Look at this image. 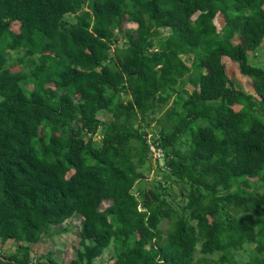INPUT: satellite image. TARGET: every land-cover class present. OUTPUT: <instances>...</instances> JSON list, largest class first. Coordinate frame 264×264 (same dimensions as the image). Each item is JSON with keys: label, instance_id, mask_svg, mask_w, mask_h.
<instances>
[{"label": "trees", "instance_id": "obj_1", "mask_svg": "<svg viewBox=\"0 0 264 264\" xmlns=\"http://www.w3.org/2000/svg\"><path fill=\"white\" fill-rule=\"evenodd\" d=\"M263 42L264 0H0V264L72 218L68 264H264Z\"/></svg>", "mask_w": 264, "mask_h": 264}, {"label": "rangeland", "instance_id": "obj_2", "mask_svg": "<svg viewBox=\"0 0 264 264\" xmlns=\"http://www.w3.org/2000/svg\"><path fill=\"white\" fill-rule=\"evenodd\" d=\"M71 21L73 22L74 20ZM214 25L216 29L219 31L224 26V19L222 15L218 14L214 19ZM122 29L127 28H135V25L129 22H125L121 26ZM10 29L14 32H18V25L13 23ZM223 63L226 67V72L229 79L236 84V86L244 90L245 92L255 95L254 90L251 86V82L249 79L242 77L237 67L232 64L227 58H223ZM252 63H254L258 67L264 68V42L262 43L261 48L250 57ZM17 70V67L13 68ZM171 104V103H170ZM234 110H239V106L234 105ZM159 115L157 114L154 117V120L157 119ZM156 120L151 122L150 126L155 127ZM99 138V137H98ZM154 154H152V160L148 162L144 167L140 169V172H143L144 178L139 183L148 189L153 187V182H158L162 180L163 176H167V174L163 171V155L162 153H158L157 150H153ZM159 158L158 160H154ZM157 161V162H156ZM137 184V183H136ZM168 187V186H167ZM165 199L170 201L172 206L175 209L182 208L183 205V198L180 195V188L176 185L172 180L168 190L164 193ZM105 207V204L102 208ZM81 218H72L66 221L62 225L52 226L49 230L48 235L42 237V239L30 246V258L32 260H36L40 258L42 255L51 254V257L58 263V264H68L70 261L75 259L76 251L79 250L81 247L79 245V232L81 227ZM168 224L163 223L160 228L162 231L166 232L168 229ZM17 248V244L13 241H7L4 245L1 246V250L4 254L9 255L13 253ZM200 247H197L196 250V259L201 258L202 256L199 253ZM217 254L213 256H207L206 260L210 259L211 261L213 258L216 257ZM246 253L241 252L238 256L240 259H246ZM114 258V250L112 246H109L103 251L102 256L97 259L100 260L102 263L100 264H110L112 263V259ZM208 263V262H206Z\"/></svg>", "mask_w": 264, "mask_h": 264}, {"label": "built area", "instance_id": "obj_3", "mask_svg": "<svg viewBox=\"0 0 264 264\" xmlns=\"http://www.w3.org/2000/svg\"><path fill=\"white\" fill-rule=\"evenodd\" d=\"M158 151V153H160V151L159 150H157ZM153 154H154V152H153ZM156 159H159V158H156Z\"/></svg>", "mask_w": 264, "mask_h": 264}, {"label": "water", "instance_id": "obj_4", "mask_svg": "<svg viewBox=\"0 0 264 264\" xmlns=\"http://www.w3.org/2000/svg\"><path fill=\"white\" fill-rule=\"evenodd\" d=\"M44 261V260H43Z\"/></svg>", "mask_w": 264, "mask_h": 264}]
</instances>
